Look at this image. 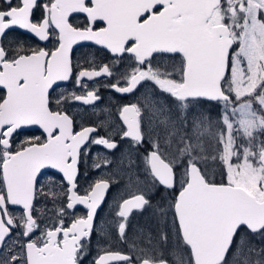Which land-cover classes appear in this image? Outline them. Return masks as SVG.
<instances>
[{"label":"snow or ice","instance_id":"obj_1","mask_svg":"<svg viewBox=\"0 0 264 264\" xmlns=\"http://www.w3.org/2000/svg\"><path fill=\"white\" fill-rule=\"evenodd\" d=\"M38 8L41 18L34 21ZM14 28L52 40L53 46L29 54L19 45L10 53L2 41ZM80 42L99 45L116 58L128 54L131 72L124 76L125 86L111 85L116 92L133 93L145 81L155 86L142 97L143 107L132 103L120 109V136L132 149L145 140L151 144L144 170L154 186L173 191L178 186L167 205L155 210L156 237H144L147 247L130 244L135 262L129 254L105 252L95 264H264V243H253L264 242V0H0V89L5 90L0 96V264H81L84 241L110 187L100 179L83 195L75 191L78 161L88 143L109 150L118 145L92 137L95 127L74 131V119L62 109L69 97L52 95L58 82L74 75L71 53ZM158 57L167 63L154 67ZM102 74L112 75L107 65L82 69L75 83L87 90L84 78ZM157 89L171 99L156 95ZM71 99L90 105L98 97L86 91L72 93ZM205 101L219 106L215 125L222 122L223 128H214L202 111ZM33 125L43 136L17 144L18 130ZM209 158L226 182L206 174ZM123 159L124 154L120 163ZM128 163H133L130 156ZM42 169L62 173L66 207L84 205L86 218L65 226L61 206L58 223L41 230L33 202ZM10 205L18 206V215ZM149 205L142 193L119 204L122 241H128L129 215ZM170 238L174 245L168 249Z\"/></svg>","mask_w":264,"mask_h":264},{"label":"flooded vegetation","instance_id":"obj_2","mask_svg":"<svg viewBox=\"0 0 264 264\" xmlns=\"http://www.w3.org/2000/svg\"><path fill=\"white\" fill-rule=\"evenodd\" d=\"M43 2V0H39ZM42 8L34 10L33 20L38 21L41 18ZM75 15V14H74ZM74 23H79V19H73ZM4 47L10 51V53L16 49L17 46L23 45L26 51L37 48H48L53 46L52 40L41 41L38 37L28 33L26 30L14 28L8 31L7 35L2 41ZM128 54H125L123 58L113 57L106 49L93 43H82L73 46L71 53L72 64L74 68V75L69 81L58 82L59 87L52 93L53 96H67L68 101L62 105V109L70 115L74 121V131H80L82 127H95L97 131L91 134L92 137H104L117 143L118 147L113 150L106 149L103 145H96L94 143H88L87 147L82 150V155L78 161V175L76 179L77 187L75 191L78 194L83 195L85 191L97 180L104 179L110 182V187L106 191L105 199L97 209V213L94 216L93 224L94 230L89 239H86L85 254L82 258L81 264H95V260L105 254V252H119L122 254H129L132 256L133 261H136L137 253L130 247L131 243H140L142 238L144 244L146 243L144 237L148 235V232H139L136 235V239L132 238L131 232H134L132 226L129 225V220L140 213L141 211L133 210L129 215L126 227V235L128 241H122L118 233V221L120 217L116 215L119 210V204L129 198L133 194L142 193L146 199L150 201V205L146 206L147 211H155L157 207H164L178 192V186L175 191L165 190L163 186L152 183L151 177L144 170V156L151 148V144L145 140L144 144L139 149L130 148V141L127 139H121L120 127H122V121L120 120V109L132 103H138L137 92L133 93H119L111 86L119 81L120 86H125L127 81L124 79L125 74L131 72L129 67ZM157 59H160L159 57ZM154 62V61H153ZM107 65L112 75H101L94 77L92 80L84 78V82L88 85V89L78 87L75 83V73L82 69L85 70H99L103 66ZM143 83V82H142ZM141 83V85H142ZM138 86V89L141 87ZM86 91H93L98 97L90 105H84L80 101L71 99V94H85ZM5 94V90L0 89V96ZM213 103L205 101L204 103ZM51 107L53 110L57 108L55 101L53 100ZM211 111V110H210ZM216 114V115H215ZM211 116L217 117V111ZM36 136H43V130L38 126L30 128H22L18 130V134L14 136V140L17 144L25 142ZM163 146V143H162ZM209 151V149H208ZM83 152H87L84 155ZM124 154L123 163H120ZM131 158L133 163L129 165L128 158ZM107 158L112 161L111 164L105 166L103 161ZM94 163H99L100 168H95ZM122 165V166H121ZM215 182H226L221 175V169L216 168L214 175L212 176ZM149 178L152 185L143 183L138 185L136 182H141L142 179ZM39 183L37 184V196L34 200V215L40 222V228L43 230L45 227L51 226L53 223H58L56 217V211L61 206L65 209V215L62 217L65 226L70 224L77 218L87 217V208L84 205L77 204L72 209H68L67 197L63 195L67 189V182L63 180L62 173L57 172L55 169H42L41 175L38 177ZM132 184L133 189L123 192L113 201V193L116 189H121ZM140 187H143L144 190ZM127 189V188H126ZM148 192V193H147ZM47 193H55V196L46 195ZM56 207L57 209H54ZM9 208L15 213L19 214L21 211L17 206H9ZM106 218L104 222L100 220ZM131 222V221H130ZM131 229V232H129ZM154 228H150L153 231ZM14 232L17 230H13ZM153 234L157 232H152ZM40 232L37 231L35 236H39ZM34 236V238H35ZM7 243H11L10 240ZM253 243L260 245L262 242L259 238L253 240ZM174 245V240L170 239L168 249H171ZM147 247V246H146ZM17 251H19V245H16ZM167 251V249L165 250ZM170 258V257H169ZM110 264H126L123 261H111Z\"/></svg>","mask_w":264,"mask_h":264},{"label":"rangeland","instance_id":"obj_3","mask_svg":"<svg viewBox=\"0 0 264 264\" xmlns=\"http://www.w3.org/2000/svg\"><path fill=\"white\" fill-rule=\"evenodd\" d=\"M165 64L167 63V61H163L160 59H156L153 62V66L155 67L157 64ZM155 86L150 82V81H145L142 83L141 87L138 89L137 92V99L136 101L138 102L139 106L143 107V100L142 97L148 94H151L152 89H154ZM156 95L158 96H163L165 97V101H169L171 98L167 97L166 94L160 93L159 90H156ZM257 108L259 107L258 105L256 106ZM213 110L212 112H216L218 113V117L220 118V108L218 105L210 108L209 105L204 104V108L202 109V111L205 112V114H207L210 119L213 121L214 124V128L218 127V128H223V124L222 122L216 126L215 122L218 119H216L217 117H213L211 116L210 110ZM229 115H231V113H229ZM164 147V145L162 146ZM212 152L211 147H209V153ZM122 166V165H121ZM203 167V165H202ZM216 166L214 165L213 161L209 158L208 160V166L205 169L206 174L209 176V178H213L212 176L214 175V172L216 171ZM226 181V179H224ZM138 185H142L143 183L147 184V185H152L151 181L149 178L147 179H142L141 182H136ZM131 185V186H129ZM129 185L125 188H121V189H116L115 192L113 193L112 197H113V201L118 197L119 194L123 193V192H127L129 191L128 189H133L134 186H132V184L129 183ZM142 189H144L143 187H140ZM147 191V189H144ZM148 193V192H147ZM54 209H57L56 207H54ZM106 218H102L100 221L104 222ZM131 221V222H130ZM129 225L132 226L133 230L135 229L134 232H131V229H129V232H131L132 234V238L136 239V235L139 232V234H142V232H148V234H151L153 237H156L157 233L153 234L152 232H157L158 229V224H157V214L155 211H147V208L145 207V209L143 210V212H140L138 214H136L135 216H133L130 220H129ZM150 228H154L153 231L150 230ZM171 239V238H170ZM10 244V243H9ZM137 244L142 245V246H148L146 243L144 244L142 238L140 240V243L137 242Z\"/></svg>","mask_w":264,"mask_h":264},{"label":"trees","instance_id":"obj_4","mask_svg":"<svg viewBox=\"0 0 264 264\" xmlns=\"http://www.w3.org/2000/svg\"><path fill=\"white\" fill-rule=\"evenodd\" d=\"M204 104L209 105L210 108L214 107L213 103H208V102H207V103H204ZM212 111H213V110L211 109V111H210L211 115L215 113V112H212ZM215 115H216V114H215Z\"/></svg>","mask_w":264,"mask_h":264},{"label":"water","instance_id":"obj_5","mask_svg":"<svg viewBox=\"0 0 264 264\" xmlns=\"http://www.w3.org/2000/svg\"><path fill=\"white\" fill-rule=\"evenodd\" d=\"M82 43H91V42H80L79 44H82ZM75 46V45H74ZM34 126V125H33ZM33 126H28V127H25V128H30V127H33ZM178 193V192H177ZM18 207V206H17Z\"/></svg>","mask_w":264,"mask_h":264}]
</instances>
